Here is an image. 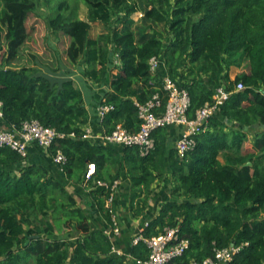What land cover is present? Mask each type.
<instances>
[{
	"label": "trees",
	"instance_id": "trees-1",
	"mask_svg": "<svg viewBox=\"0 0 264 264\" xmlns=\"http://www.w3.org/2000/svg\"><path fill=\"white\" fill-rule=\"evenodd\" d=\"M83 1L87 18L66 15L69 6L62 0L48 21L54 32L69 37L68 60L74 65L83 60V73L96 84L84 85L89 99L85 88L66 73L17 65L29 39L27 20L37 11L38 0H0V99L5 116L0 124L20 128L24 121L37 119L66 134L48 150L37 145L38 156L32 159L0 146V264H130L128 254L148 258L144 241L132 243L139 226L136 232L130 225L121 227L126 249L122 236L113 240L108 233L114 220L106 201L115 181L113 208L120 226L124 217L118 210L123 206L129 207V220L141 219L140 227L149 222L143 230L146 237L179 227L191 242L179 263L203 260L214 254L215 246L236 243L244 247L235 264H264V0H152L147 7L131 0ZM138 11L147 20L165 23L168 39L150 26L137 36L133 14ZM93 22L103 23L106 31L93 36ZM153 56L161 59L156 72L151 70ZM233 66L248 71L231 78ZM167 75L189 91L190 118L214 102L220 86L232 92L211 116L209 128L196 136L192 150L181 156L176 147L182 125L156 129L155 147L146 155L139 146L83 138L86 126L110 133L121 124L138 131L135 102L160 93L166 104ZM240 82L242 90L237 88ZM101 106L111 107L103 121ZM250 136L253 150H245ZM59 150L67 155L64 165L54 161ZM90 163L96 164V173L88 181V206L99 213L96 226L65 186L67 181L85 183ZM98 180L108 184L100 186ZM168 182L174 185L173 197L156 215L150 204L153 194L159 196L155 184L164 191ZM62 225L66 233L60 232ZM113 245L125 252H114Z\"/></svg>",
	"mask_w": 264,
	"mask_h": 264
},
{
	"label": "built area",
	"instance_id": "built-area-1",
	"mask_svg": "<svg viewBox=\"0 0 264 264\" xmlns=\"http://www.w3.org/2000/svg\"><path fill=\"white\" fill-rule=\"evenodd\" d=\"M151 70H158L161 59L153 56L150 59ZM238 90L245 88L243 82L237 86ZM163 89L167 92L168 101L164 103V96L155 93L151 99L142 103L136 101L138 116L141 120L138 131H130L123 125L119 124L116 128L106 133L103 131L95 132L92 126H86L83 138L101 139L105 143L117 144L123 146H139L142 155L148 154L155 147V138L153 133L160 127L169 125H182L185 130L183 135L177 140L176 147L184 156L187 152L196 146V136L209 128L210 118L226 102L231 95V91L226 86L217 88L214 94V102H207L199 108L194 118L188 116L191 105L189 91L181 88L178 83L170 76L164 78ZM111 109L110 106H101L98 115L103 121L106 113ZM4 102L0 99V119H4ZM66 134L56 131L55 128L44 126L39 120H26L20 128L12 125L0 124V146L10 147L17 151L22 157L29 154V146L36 144L41 148L48 150L56 138H63ZM72 136L75 133H71ZM54 161L61 165L67 162V155L59 150L54 156ZM96 173V164L90 163L85 175V182H88ZM98 185L104 186L108 183L103 180L97 181ZM119 181L112 185V193L107 198L106 204L111 208L113 213L114 226L108 230L110 237L116 240L121 234V226L118 222L117 213L113 208L116 188ZM149 225L146 221L144 226L139 228L132 239L133 244L144 241L149 250L148 258L140 259L127 255V261L130 264H235V257L240 253L244 244L232 243L226 247H214V254L203 260L195 258L187 262H178V259L190 249L191 242L188 238L182 237L179 227H167L158 235L146 237L143 233L144 228ZM248 244V243H247ZM113 251L123 254L120 248L113 245Z\"/></svg>",
	"mask_w": 264,
	"mask_h": 264
},
{
	"label": "rangeland",
	"instance_id": "rangeland-1",
	"mask_svg": "<svg viewBox=\"0 0 264 264\" xmlns=\"http://www.w3.org/2000/svg\"><path fill=\"white\" fill-rule=\"evenodd\" d=\"M62 0H38V9L35 13L31 14L27 20V29L29 31V39L25 43L23 49L21 59L17 61L18 66L29 65L35 66L40 71L48 74H60L66 73L71 76L75 80V84L79 87L85 88V96L89 99L91 92L88 88L84 87V85L93 86V88L97 87L96 84L91 81L85 74L83 73V68L85 64L83 60H81L78 64H72L66 55V48L69 44V37L64 35L63 33L54 32L52 27L49 25V18L53 16L56 11L58 4ZM68 3V9H65L66 15H72V17L76 18H87L89 14V8L85 4L83 0H65ZM136 1L140 7H147L150 5L152 0H131ZM134 24L133 28L137 32V36L142 29L150 26V30H157L161 32V35L166 41L168 39V28L165 23H156L151 20H147L143 16L142 11H138L133 14ZM106 28L103 23L93 22L92 23V35L97 36L98 34L105 32ZM242 68H240L241 70ZM232 72V68L230 69ZM234 71V70H233ZM113 72H117V69H114ZM230 72V74H231ZM95 86V87H94ZM95 90V89H94ZM253 141L252 136L246 139L244 142V149L253 150ZM222 158V157H221ZM122 181V180H121ZM127 178L123 179V182H126ZM168 187L163 191V186L159 183H156L155 192H159V196L154 198L155 194H153L150 202H154L153 206L156 207V215L159 213L161 206L164 202L173 197L172 188L173 183L168 182ZM125 185V183H124ZM66 188L75 195L78 200L80 206L87 208L90 214L89 221L92 226H96L98 222L96 221L99 213L94 210V206H88V200L90 198V192L92 187L88 182L83 184H73L71 182H66ZM123 197V195H121ZM124 199V197H123ZM127 208V207H126ZM123 206H120L118 210V214L121 216L129 215L126 209ZM154 212V213H155ZM54 221V219H53ZM137 225H133L132 221L130 222V226L133 227V232L137 231L138 226L140 228L141 219L135 220ZM67 227L62 225L60 232L66 233ZM56 234H59V229L56 231Z\"/></svg>",
	"mask_w": 264,
	"mask_h": 264
},
{
	"label": "crops",
	"instance_id": "crops-1",
	"mask_svg": "<svg viewBox=\"0 0 264 264\" xmlns=\"http://www.w3.org/2000/svg\"><path fill=\"white\" fill-rule=\"evenodd\" d=\"M232 68V72H231V74H230V76H231V78H234L238 73H240V72H242V71H248V68L246 67V66H243V67H236V66H233V67H231ZM240 68H242L241 70H240ZM234 70V71H233ZM38 146L36 145V144H31L30 146H29V154H28V157L30 156V158L32 159V158H34V157H37L38 156V153H39V151H38V148H37ZM31 152V153H30ZM44 152H46V151H44ZM86 183V182H85ZM157 196H154V198H156ZM150 204L153 206V204H154V202L152 203V202H150ZM124 217V221H123V226H121L122 228H125L126 226L128 227L129 225H130V222L132 221V223L134 224V223H137L134 219H131V220H129L128 219V217L127 216H123ZM127 229V228H126ZM126 229H124V230H126ZM121 236H122V233L120 234V238H121ZM119 237H118V239H119ZM126 238H125V234H123V236H122V246H123V248H127L128 246H126V240H125ZM123 248H121V251L124 253L125 251H124V249Z\"/></svg>",
	"mask_w": 264,
	"mask_h": 264
},
{
	"label": "water",
	"instance_id": "water-1",
	"mask_svg": "<svg viewBox=\"0 0 264 264\" xmlns=\"http://www.w3.org/2000/svg\"><path fill=\"white\" fill-rule=\"evenodd\" d=\"M261 125H262V124H260V123H256V124H255V126H257V127H258V126H261ZM262 126L264 127V125H262ZM246 128L248 129V127H246ZM248 164H250V163H248ZM33 237H38V236H37V235H36V236H31V238H33ZM29 242H30V239H28L26 243L28 244Z\"/></svg>",
	"mask_w": 264,
	"mask_h": 264
}]
</instances>
